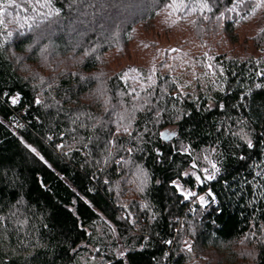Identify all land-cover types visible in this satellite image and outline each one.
Returning a JSON list of instances; mask_svg holds the SVG:
<instances>
[{"label": "trees", "instance_id": "1", "mask_svg": "<svg viewBox=\"0 0 264 264\" xmlns=\"http://www.w3.org/2000/svg\"><path fill=\"white\" fill-rule=\"evenodd\" d=\"M172 2L50 0L26 22L9 9L0 264H264V8ZM199 157L220 169L203 185L183 175L203 179ZM178 179L209 203L184 205Z\"/></svg>", "mask_w": 264, "mask_h": 264}, {"label": "snow or ice", "instance_id": "2", "mask_svg": "<svg viewBox=\"0 0 264 264\" xmlns=\"http://www.w3.org/2000/svg\"><path fill=\"white\" fill-rule=\"evenodd\" d=\"M49 4H50V0H0V29H4L6 27L5 17L12 16V12H10L9 9H16V13H15L16 19L26 22L31 20L33 16L45 18L51 15V13L44 11V9L49 7ZM242 5L249 6V8L245 9V12L250 11L252 13H255L258 9L264 8V0H234V3H232L231 7L227 8V12H236L237 9H239ZM167 7L169 8L191 7L192 10H195V7H199L201 10H207V11H213L214 8V6L209 3V0H200V2L195 7H193L190 4H184V3L177 5L173 0L172 3L167 4ZM29 12H31L33 16L27 15V13ZM204 18L207 19L208 17L205 16ZM223 18H224V13H221L220 15L216 16L217 20H222ZM24 26L25 25L23 23L20 24L21 28ZM6 35L11 36L12 32L8 31ZM209 67H211V65H209ZM148 79H151V76H149ZM257 86L259 87V85ZM132 92L135 93L136 89H132ZM9 102L13 105H16L19 102V96L18 95L10 96ZM36 103H40V101L37 100ZM120 119L122 120L124 119V117H120ZM124 131L127 132L128 128L124 127ZM169 135H175V133H161V136L164 138H167ZM248 147H252L251 142L248 143ZM32 151L36 152V149L32 148ZM192 169L194 170L197 169V165L195 163L192 164ZM198 171L199 173L203 174V179L201 178V175L198 174L197 171L185 172L183 173V175L191 176L194 178L196 182H198L200 185H203L206 181L214 180L216 178V174L220 171V169L217 167L216 164L213 163L211 164V169L205 167L198 169ZM173 184L178 190L181 191V194L183 195L184 199L187 200L191 198H196L201 206H204L209 203V200H206L205 196L198 195L196 191L183 189L181 188L180 184H178L175 181L173 182ZM208 196L211 197V202H215V198L211 194V192L208 193ZM168 243L171 242L169 241Z\"/></svg>", "mask_w": 264, "mask_h": 264}, {"label": "rangeland", "instance_id": "3", "mask_svg": "<svg viewBox=\"0 0 264 264\" xmlns=\"http://www.w3.org/2000/svg\"><path fill=\"white\" fill-rule=\"evenodd\" d=\"M175 182H177L178 184H180L181 188L183 189H188V190H193L196 191L198 193V187L197 185L194 183L193 180L191 179H178ZM174 189L179 193L180 197H181V202L185 205V203L188 201V199H184L183 195L181 194V191L178 190L174 184H172Z\"/></svg>", "mask_w": 264, "mask_h": 264}, {"label": "built area", "instance_id": "4", "mask_svg": "<svg viewBox=\"0 0 264 264\" xmlns=\"http://www.w3.org/2000/svg\"><path fill=\"white\" fill-rule=\"evenodd\" d=\"M193 162L197 165V167L198 166L202 167V168L207 167L209 169H211V164H213V163L216 164L214 161L210 160L208 157H199V158L195 159ZM192 246H193V244L190 243L191 248H192ZM190 251H192V249Z\"/></svg>", "mask_w": 264, "mask_h": 264}, {"label": "bare ground", "instance_id": "5", "mask_svg": "<svg viewBox=\"0 0 264 264\" xmlns=\"http://www.w3.org/2000/svg\"><path fill=\"white\" fill-rule=\"evenodd\" d=\"M218 174H219V172L217 173L216 178H217ZM177 221L179 222V226L176 229V235L179 233V231H181L182 229H185V225H186L184 220H181V219L177 218ZM190 243L194 244V241L192 239L191 240L187 239V247L189 248V251L192 249L190 247ZM190 252H192V251H190Z\"/></svg>", "mask_w": 264, "mask_h": 264}, {"label": "water", "instance_id": "6", "mask_svg": "<svg viewBox=\"0 0 264 264\" xmlns=\"http://www.w3.org/2000/svg\"><path fill=\"white\" fill-rule=\"evenodd\" d=\"M162 133H172V132L164 131V132H162ZM177 135H178L177 132H175V135H169L167 138H164V137L161 136V139H162L163 141H165V142H170V141H172L173 139H175Z\"/></svg>", "mask_w": 264, "mask_h": 264}]
</instances>
